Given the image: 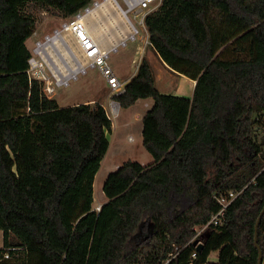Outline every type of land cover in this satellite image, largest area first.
<instances>
[{"label":"trees","instance_id":"obj_1","mask_svg":"<svg viewBox=\"0 0 264 264\" xmlns=\"http://www.w3.org/2000/svg\"><path fill=\"white\" fill-rule=\"evenodd\" d=\"M91 1L0 0V264H258L259 247L264 264V214L255 242L264 207V0H163L147 15L152 47L196 84L192 96L162 92L143 57L113 95L122 107L154 98L142 130L153 160L111 171L100 209L94 182L113 120L100 101L61 106L47 95L30 76L26 43L37 23L29 2L70 16ZM235 42L249 54L220 58ZM230 190L239 193L222 223L197 243V227Z\"/></svg>","mask_w":264,"mask_h":264},{"label":"built area","instance_id":"obj_2","mask_svg":"<svg viewBox=\"0 0 264 264\" xmlns=\"http://www.w3.org/2000/svg\"><path fill=\"white\" fill-rule=\"evenodd\" d=\"M163 0H92L74 14L63 19L61 26L55 27L52 32H47L35 41L29 58V73L32 78L43 82L47 95L56 93L61 86H68L72 80L88 72L90 67L98 68L106 79L112 94H121L126 89L111 65L112 52H117L119 46H126L129 40L138 39L141 27L149 31L146 17L162 4ZM107 10L120 13V20H108L109 28H98L92 18H98L99 11ZM99 25V24H98ZM145 35H142L144 37ZM68 39L75 44V49L69 48ZM61 48V53L56 57L55 48ZM39 55V56H37ZM57 58V59H56ZM109 101L110 111L118 113L120 103L114 97ZM107 109V108H106ZM109 114V113H108ZM239 191L230 190L227 195L218 197L222 207L214 213L204 225L197 227L195 238L198 239L210 223H222L225 208L230 201L238 195ZM101 204L97 207L100 209ZM202 240L199 238L197 243ZM195 252L193 255L195 256ZM9 256V253H6Z\"/></svg>","mask_w":264,"mask_h":264},{"label":"rangeland","instance_id":"obj_3","mask_svg":"<svg viewBox=\"0 0 264 264\" xmlns=\"http://www.w3.org/2000/svg\"><path fill=\"white\" fill-rule=\"evenodd\" d=\"M25 9L27 12H31L37 17L35 31L26 40L30 50L33 48L35 41L38 38L43 37L47 32H52L55 27L61 26L63 19L67 17L61 15L52 8L46 9L33 2H29ZM100 12L102 15L100 14L97 16L98 18H92V22L95 24L94 21H97L95 25L102 29L106 25L105 23H108V20L111 19V14L104 9ZM142 35L145 36L142 37ZM147 37V32L143 27H141L138 39L134 41L129 40V44L127 46H119V51L139 43H142L144 48L152 47L151 41H149V38ZM67 46L75 49V44L71 39H68ZM55 53H61V48L59 46L55 48ZM117 54V52H112L110 58L111 62L115 60ZM248 54L249 48L247 44H243L242 48H239L238 42H235L228 44L225 48H223L219 52V57L236 58L239 56H247ZM150 57L153 61L155 72L158 74L157 87H159L162 92L173 93L177 90V86H179V89L182 88L183 90L190 89V83L187 80L176 74H171L156 56L151 55ZM131 69L135 70V66L133 65ZM106 83V79L101 71L96 67H90L87 73L81 74L76 80H72L71 84L68 86L58 87L56 89V93H53L50 96L57 98L61 106L89 102L87 100L90 98L102 96L103 91H105L103 86ZM99 98L101 99L102 97ZM100 101L106 104L107 111L112 117H114V120L112 119L113 131L109 133L110 146L95 177L93 203L95 208L103 202L101 201L102 198L105 197L103 185L111 171L116 170L121 164L129 159L140 162H146L148 159H153L152 154L143 145V136L139 126L141 121L139 115L143 110L142 103L138 102L137 104L127 108L122 107L118 110V113L115 114L113 111H110V100L106 101V99H101ZM257 131L259 132L258 138H260L262 140V144H264V126ZM145 235L147 237L149 233L143 234L142 232V234H140L141 239H143ZM198 239H196V242ZM22 255V252L17 253V256L19 257ZM9 258L12 262L16 261V259L12 257Z\"/></svg>","mask_w":264,"mask_h":264},{"label":"crops","instance_id":"obj_4","mask_svg":"<svg viewBox=\"0 0 264 264\" xmlns=\"http://www.w3.org/2000/svg\"><path fill=\"white\" fill-rule=\"evenodd\" d=\"M104 28V27H103ZM127 46V45H126ZM117 55L115 57L114 61H110L112 67L114 68L115 72L117 73V75L119 76V78L124 81V82H128L137 72L138 68H139V64L142 60L143 57H146L149 59L153 71L155 73L156 76V85H157V81H158V74L155 72V68L153 65V61L151 59V55L156 56L157 58H159L160 62L170 71L171 74H176L178 76H180L181 78L187 80L190 83V89L188 90H183L182 88L179 89V86H177V90L175 92H173V94H177V95H186V96H192L193 92H194V88H195V84H196V80L185 75L184 73H181L179 71L173 70L161 57L160 55L156 52V50L153 47H149V48H144L142 43L133 45L131 47H128L126 49H123L121 51H117ZM133 65L135 66V70H132L131 68L133 67ZM158 86V85H157ZM104 90L102 96H95V98H90L89 102H94V101H100L101 99H106V101L110 100L112 97V90L110 89V87L108 86V84L106 83L103 86ZM159 88V87H158ZM182 89V90H181ZM186 91V92H185ZM99 97H102L101 99ZM57 99V98H56ZM58 100V99H57ZM101 102V101H100ZM138 102L142 103L143 105V110L140 113L139 117L141 119L140 121V131L142 133L143 130V116L146 113V111L151 108V106L154 104V98L152 97H147V98H139L135 104H137ZM58 103L60 104L59 100ZM106 108V104L104 102H101ZM134 104V105H135ZM61 105V104H60ZM133 106V105H132ZM120 108H122V106L120 105ZM127 108V107H124ZM109 116L113 119V117L109 114ZM114 120V119H113ZM153 159H148V161L146 162H142V163H149L151 162ZM107 196L105 195V197L102 198L101 201V205L102 203H104L107 200ZM210 259L211 260H217L218 259V251L213 252L210 255Z\"/></svg>","mask_w":264,"mask_h":264},{"label":"water","instance_id":"obj_5","mask_svg":"<svg viewBox=\"0 0 264 264\" xmlns=\"http://www.w3.org/2000/svg\"><path fill=\"white\" fill-rule=\"evenodd\" d=\"M263 214H264V207H263V209H262V211H261V213H260V215L258 217L257 223H256L255 242H256L258 247H259V244H258V227H259V223H260V221L262 219ZM262 262H263V251L259 247V261H258V264H262Z\"/></svg>","mask_w":264,"mask_h":264},{"label":"bare ground","instance_id":"obj_6","mask_svg":"<svg viewBox=\"0 0 264 264\" xmlns=\"http://www.w3.org/2000/svg\"><path fill=\"white\" fill-rule=\"evenodd\" d=\"M99 14H101V12L99 11ZM102 15V14H101ZM102 18V17H101ZM111 19H113V21H117V20H120L121 18H120V13L119 12H115V11H112V14H111V17H110ZM105 21V20H104ZM106 25L104 26V24H103V26H104V28L105 29H107V28H109L110 26L107 24V23H105ZM59 53H57L56 54V57L58 56V60H59ZM57 59V58H56ZM113 119H114V117H113Z\"/></svg>","mask_w":264,"mask_h":264}]
</instances>
